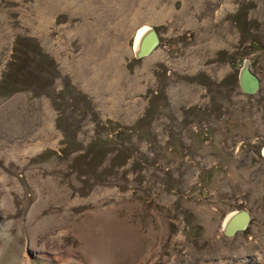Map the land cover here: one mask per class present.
<instances>
[{"label": "rangeland", "instance_id": "1", "mask_svg": "<svg viewBox=\"0 0 264 264\" xmlns=\"http://www.w3.org/2000/svg\"><path fill=\"white\" fill-rule=\"evenodd\" d=\"M82 1L35 31L37 0H0V264H250L264 250V0H231L221 15L227 0ZM195 14L206 18L183 22ZM122 18L110 36L130 48L122 68L139 91L109 109L70 69L83 36L66 32ZM146 26L160 42L137 58ZM246 63L253 94L239 83ZM14 142L41 146L14 157ZM235 210L252 220L229 235Z\"/></svg>", "mask_w": 264, "mask_h": 264}, {"label": "bare ground", "instance_id": "2", "mask_svg": "<svg viewBox=\"0 0 264 264\" xmlns=\"http://www.w3.org/2000/svg\"><path fill=\"white\" fill-rule=\"evenodd\" d=\"M79 1L80 0H37V6L39 9L38 10L39 18H38V24L34 23L33 29L35 31L44 30V28H45L44 22L47 20H50L49 18H47L45 16V13L51 14V12L54 9L60 8V5H64V7L66 9H72L73 6H75V5L77 6V3ZM146 2L144 1V3H143V4H145V6L147 5V8H145L146 10L142 13L143 17L146 15H149L147 12L152 11V9H151L152 7H150V5ZM41 3H44L43 7L40 5ZM92 4H94L95 6H99L98 4H95L94 2H92V0H84V1L80 2V6L83 5V7L87 8V9H91V7H93V6H91ZM101 4L102 5H100V6L105 5V3H101ZM106 4H108V3H106ZM219 4H221V3H219ZM222 4L223 5L221 7H220V5L215 7L216 14L221 15L220 13L223 11V8L224 7H230L232 3H231V0H227ZM100 6H99V8H100ZM143 7L144 6H142V8ZM41 10L44 11V13ZM49 10H50V12H49ZM154 11H156V9ZM172 11H173V8H171L169 10V12H172ZM158 12L157 13L154 12V13L150 14V15H152L150 17V18H152L151 19L152 21L155 20L157 18V16L161 15L162 17L163 16L166 17V15H167L166 13H165L166 14L165 15L163 12H160V13H158ZM99 14L105 15V12L103 11V12H100ZM154 14H156V15H154ZM196 15L197 14H195L193 16H188V17L183 16V19H184L183 22H185L186 25L198 24V22H200L201 19H203L204 17L206 18V16H200V15L196 16ZM219 18H221V16H219ZM47 22L51 23L52 21H47ZM203 24H205V23H203ZM124 26H126V25L124 24V21L122 18L120 22L115 23V24H113L111 21V23L109 24V27H108V31L105 33L103 31L98 32L97 31L98 28L92 27V29L89 33L84 32V34H83L78 26L75 27L73 25H71L70 29H67V32L65 31L68 38H71L73 36L74 32L77 34H82V36H83V46H82L83 53H81L78 56H75L74 59H72L70 57V54L66 57L67 58L66 61H68L70 69H72L74 71L75 77L78 81H80L81 86H83V88L86 89L87 91L94 93L99 99H101L102 105L105 108H109V109L112 108V105H113V107L115 106V108H118L121 105L122 100L126 96H128L130 94L131 97H133L135 95V93L137 91H139L138 82L135 80H132L131 77H130V79H128L125 76V72L122 68V61L123 60H122L121 56L123 53L129 52L130 48L126 46V43H124V44L121 43L119 41L120 39L119 40L117 39L118 37L110 36V32H112V30L114 31L115 35H116V33L119 35L123 34ZM150 30H151V26H146L138 32L134 48H136V49L140 48V44H141L143 37L146 34H148ZM85 36H87V37H85ZM228 36L232 37V34L229 33ZM6 40H7V36L5 35V33L2 32V30L0 28V49L4 45ZM208 40H207L208 42H206V44H209V43L215 44V42H216V39L214 37H210ZM217 41H219V40H217ZM62 44L63 43H60V46L63 47ZM202 44H204V40H199V46H201ZM206 44H205V46H206ZM214 46H216V45H214ZM62 47L57 48V53L59 55L61 53ZM192 62L197 63V62H195V59H192ZM123 102H125V101H123ZM134 107H136V105ZM42 110L44 111V115L46 117L45 122H44V131H45V129L50 131L53 128V122H52V118L50 117L51 110L49 109V106L47 103L43 104ZM23 144L25 145L24 147H22L21 144L14 142L8 149L11 152V154L14 157H16L18 154L27 153L29 151H31V152L36 151L41 146L40 142H35V143H31V144L24 142ZM101 201H103V200H101Z\"/></svg>", "mask_w": 264, "mask_h": 264}, {"label": "water", "instance_id": "3", "mask_svg": "<svg viewBox=\"0 0 264 264\" xmlns=\"http://www.w3.org/2000/svg\"><path fill=\"white\" fill-rule=\"evenodd\" d=\"M160 38L155 28L151 26V30L146 34L140 44V48H134V55L137 58L150 54L159 44ZM135 46V42H134ZM239 83L242 90L246 93L253 94L260 87L259 78L250 70L249 64L246 63L239 74ZM264 155V150H263ZM250 221V214L246 210H235L231 212L224 221L223 229L229 235L245 230Z\"/></svg>", "mask_w": 264, "mask_h": 264}, {"label": "flooded vegetation", "instance_id": "4", "mask_svg": "<svg viewBox=\"0 0 264 264\" xmlns=\"http://www.w3.org/2000/svg\"><path fill=\"white\" fill-rule=\"evenodd\" d=\"M252 220V217L250 216L249 224ZM248 224V225H249ZM259 252V254H257ZM251 257V258H250ZM250 264H264V250L261 248H255L253 255H249Z\"/></svg>", "mask_w": 264, "mask_h": 264}]
</instances>
